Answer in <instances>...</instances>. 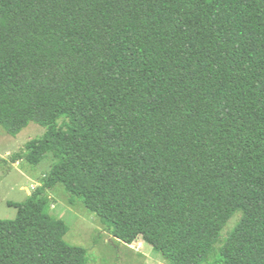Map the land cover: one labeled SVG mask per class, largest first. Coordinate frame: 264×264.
Instances as JSON below:
<instances>
[{"label": "trees", "instance_id": "16d2710c", "mask_svg": "<svg viewBox=\"0 0 264 264\" xmlns=\"http://www.w3.org/2000/svg\"><path fill=\"white\" fill-rule=\"evenodd\" d=\"M57 161L0 264H89L50 189L169 264H264V0H0V126Z\"/></svg>", "mask_w": 264, "mask_h": 264}, {"label": "rangeland", "instance_id": "374dc122", "mask_svg": "<svg viewBox=\"0 0 264 264\" xmlns=\"http://www.w3.org/2000/svg\"><path fill=\"white\" fill-rule=\"evenodd\" d=\"M46 127L30 123L16 136L8 134L0 126V219H12L17 208L9 202H24L34 188L39 186L45 174L57 159L50 153L39 164L32 165L22 158L12 162L23 152L33 138L41 137ZM51 213L66 221L69 230L66 241L87 249L89 264H169L160 252L138 237L133 243L119 241L101 222L100 218L80 201L73 202L62 184L50 189ZM241 218L237 212L221 232L220 241L203 264H214L219 249Z\"/></svg>", "mask_w": 264, "mask_h": 264}]
</instances>
